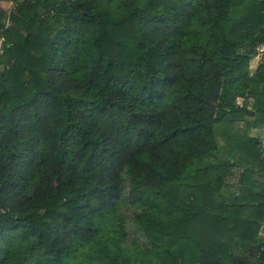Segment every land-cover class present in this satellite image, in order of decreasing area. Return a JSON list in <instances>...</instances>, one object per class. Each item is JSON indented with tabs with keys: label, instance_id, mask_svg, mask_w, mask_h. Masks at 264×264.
Listing matches in <instances>:
<instances>
[{
	"label": "trees",
	"instance_id": "16d2710c",
	"mask_svg": "<svg viewBox=\"0 0 264 264\" xmlns=\"http://www.w3.org/2000/svg\"><path fill=\"white\" fill-rule=\"evenodd\" d=\"M11 21L0 264H264V0H21Z\"/></svg>",
	"mask_w": 264,
	"mask_h": 264
},
{
	"label": "rangeland",
	"instance_id": "374dc122",
	"mask_svg": "<svg viewBox=\"0 0 264 264\" xmlns=\"http://www.w3.org/2000/svg\"><path fill=\"white\" fill-rule=\"evenodd\" d=\"M263 52H264V43L261 45H257L256 46V54L251 58V60L249 62V74L250 75L254 74L255 69L257 68V66L261 62V60L264 56ZM236 102L239 106H241L243 104V100L241 98H238ZM251 104H252V100L249 99L248 100V109L251 108ZM221 127L226 129V130H233L234 132L237 131L238 129L245 128L244 121H237V122H233L232 124L226 123V124L222 125ZM248 136L256 139L258 142V145L262 148V151L264 152V125L262 126V128H249ZM238 173H239V171H236L234 177L229 179L228 181L233 183L235 178L238 176ZM240 252L242 253V250L237 248V251L235 253H236V255H242V254H240Z\"/></svg>",
	"mask_w": 264,
	"mask_h": 264
},
{
	"label": "built area",
	"instance_id": "2783aa9c",
	"mask_svg": "<svg viewBox=\"0 0 264 264\" xmlns=\"http://www.w3.org/2000/svg\"><path fill=\"white\" fill-rule=\"evenodd\" d=\"M70 1H75V0H70ZM21 0H17L16 2H13L9 5V7L4 10L6 12V17L3 20L2 23V28H1V36H0V58L2 57L3 53H4V47H5V37H4V33L6 31H8L11 27H12V21H11V17L13 14H15L18 10L19 4H20ZM3 69L2 65L0 64V71Z\"/></svg>",
	"mask_w": 264,
	"mask_h": 264
},
{
	"label": "crops",
	"instance_id": "0c3cea01",
	"mask_svg": "<svg viewBox=\"0 0 264 264\" xmlns=\"http://www.w3.org/2000/svg\"><path fill=\"white\" fill-rule=\"evenodd\" d=\"M13 2H14L13 0H0V10L2 11L6 10L9 7V5ZM258 239L261 241H264V224L261 226L259 230ZM229 263H226V264H229Z\"/></svg>",
	"mask_w": 264,
	"mask_h": 264
}]
</instances>
